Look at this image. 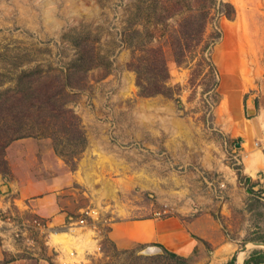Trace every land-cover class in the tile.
I'll use <instances>...</instances> for the list:
<instances>
[{
    "label": "rangeland",
    "instance_id": "1",
    "mask_svg": "<svg viewBox=\"0 0 264 264\" xmlns=\"http://www.w3.org/2000/svg\"><path fill=\"white\" fill-rule=\"evenodd\" d=\"M143 220L264 252V0H0V264H193Z\"/></svg>",
    "mask_w": 264,
    "mask_h": 264
},
{
    "label": "crops",
    "instance_id": "2",
    "mask_svg": "<svg viewBox=\"0 0 264 264\" xmlns=\"http://www.w3.org/2000/svg\"><path fill=\"white\" fill-rule=\"evenodd\" d=\"M252 110L249 109V113ZM251 167L254 168L253 164ZM255 169V168H254ZM250 176L255 174L248 173ZM171 225L168 222H154L153 220H143L138 221L131 227H123V231L126 235V238L119 239V246H126L127 242L137 241L140 243H154L157 246L163 248L167 252L173 253L182 258L192 259L193 264H229L233 259V264H243L246 259L242 258L238 262L237 257L226 250L224 246L215 248L209 252L208 255H204L203 250L199 243H197L186 230L181 228L170 227ZM264 244V243H257ZM57 245V244H56ZM60 245V244H59ZM250 246H255L250 244ZM258 247V246H257ZM261 246H259L260 248ZM262 248V247H261ZM245 252L248 250H240ZM195 251L197 254L195 255ZM239 252V253H240ZM244 252V253H245ZM70 256V254H69ZM234 257V258H232ZM248 259V258H247ZM80 262L76 263L79 264ZM7 264H21L19 261L7 263ZM37 264H49L46 260H39Z\"/></svg>",
    "mask_w": 264,
    "mask_h": 264
},
{
    "label": "trees",
    "instance_id": "3",
    "mask_svg": "<svg viewBox=\"0 0 264 264\" xmlns=\"http://www.w3.org/2000/svg\"><path fill=\"white\" fill-rule=\"evenodd\" d=\"M226 15L229 17L231 14H226ZM203 18L205 19V17ZM181 62L182 59H176V63L180 64ZM154 71L155 72H153L150 78H147L146 80L147 84H145V86H143L144 84H141L140 81L142 80L138 77L137 85L139 87L140 92L144 95L152 96V95L160 94L161 88L166 85V81L168 78L166 67L164 65H159V68H155ZM170 254L174 257L177 256L173 253ZM229 264H233V259L230 261ZM243 264H264V252L259 251L253 253L252 255L249 256L247 260L244 261Z\"/></svg>",
    "mask_w": 264,
    "mask_h": 264
},
{
    "label": "bare ground",
    "instance_id": "4",
    "mask_svg": "<svg viewBox=\"0 0 264 264\" xmlns=\"http://www.w3.org/2000/svg\"><path fill=\"white\" fill-rule=\"evenodd\" d=\"M239 63H240V62H239ZM246 171H247L248 173H250V174H253V173H254V168L251 167V165H247V166H246ZM71 231H72V230H71ZM57 240H58V238H56V237L52 238V243L54 244ZM57 244H59V242H57ZM254 245H255V246H261V247H264V244H254ZM249 247H250V245H249ZM244 252H245V250H243V251H241V252L239 253V255H238V257H237L238 262L241 261V259L243 258V256H244Z\"/></svg>",
    "mask_w": 264,
    "mask_h": 264
},
{
    "label": "built area",
    "instance_id": "5",
    "mask_svg": "<svg viewBox=\"0 0 264 264\" xmlns=\"http://www.w3.org/2000/svg\"><path fill=\"white\" fill-rule=\"evenodd\" d=\"M79 224H83L84 223V220H80L79 222H78ZM74 254H76L75 252H71L70 253V256H74ZM64 264V263H63Z\"/></svg>",
    "mask_w": 264,
    "mask_h": 264
}]
</instances>
